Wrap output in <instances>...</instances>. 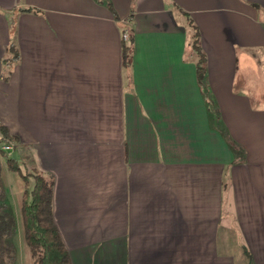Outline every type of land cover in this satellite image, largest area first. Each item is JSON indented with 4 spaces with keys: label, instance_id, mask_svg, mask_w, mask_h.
Segmentation results:
<instances>
[{
    "label": "crops",
    "instance_id": "1",
    "mask_svg": "<svg viewBox=\"0 0 264 264\" xmlns=\"http://www.w3.org/2000/svg\"><path fill=\"white\" fill-rule=\"evenodd\" d=\"M1 125L71 264H264V0H0Z\"/></svg>",
    "mask_w": 264,
    "mask_h": 264
},
{
    "label": "trees",
    "instance_id": "2",
    "mask_svg": "<svg viewBox=\"0 0 264 264\" xmlns=\"http://www.w3.org/2000/svg\"><path fill=\"white\" fill-rule=\"evenodd\" d=\"M22 10H32L23 8ZM36 11V10H34ZM189 27V48L195 61L196 76L202 82L206 70V55L201 47L200 33L196 25L187 16ZM132 37L129 33L128 42L122 41V62L126 69L130 68L133 52ZM18 52L11 41L7 47V56L3 59L5 65L17 59ZM1 140H13L5 126H0ZM3 165L17 171L30 187L26 186L21 198V219L24 242L27 245L33 264H71L69 253L65 247L59 230L53 219L52 193L53 177L38 170L29 174L22 172L17 160L0 152V264H15L16 247L11 237L16 232V220L8 210L5 202V190L2 185L1 172Z\"/></svg>",
    "mask_w": 264,
    "mask_h": 264
},
{
    "label": "rangeland",
    "instance_id": "3",
    "mask_svg": "<svg viewBox=\"0 0 264 264\" xmlns=\"http://www.w3.org/2000/svg\"><path fill=\"white\" fill-rule=\"evenodd\" d=\"M123 30H122V32H123ZM188 52H190L192 54V51L190 50V48H189ZM254 101H256V100H254ZM10 141H12V140H10ZM17 162L20 163L19 165L22 167L23 172H25L27 174H29V172H31L29 170V167H25L21 163V161L18 160ZM4 168L9 173H11L12 176H14L12 186H13V188H15L18 191L19 195L22 193V191L24 190V188L26 186L30 187L29 186V185H31L30 177L28 179V184L26 185L24 179L21 177V175L17 171H13V170L9 169L6 165L4 166ZM14 208H15V206H8V210L13 214V216L16 220V229L19 225V231H20L18 233L16 231L15 234L11 237V242L16 247V250H17L15 264H33L32 259H31L30 254H29V251H28V248H27V245L24 242V238H23V229H22V219H21L20 206H16L17 210H15Z\"/></svg>",
    "mask_w": 264,
    "mask_h": 264
},
{
    "label": "built area",
    "instance_id": "4",
    "mask_svg": "<svg viewBox=\"0 0 264 264\" xmlns=\"http://www.w3.org/2000/svg\"><path fill=\"white\" fill-rule=\"evenodd\" d=\"M122 40L128 42L129 40V31L124 28L122 32ZM0 151L4 152L7 156L11 157L13 155V144L10 140H1L0 139Z\"/></svg>",
    "mask_w": 264,
    "mask_h": 264
},
{
    "label": "water",
    "instance_id": "5",
    "mask_svg": "<svg viewBox=\"0 0 264 264\" xmlns=\"http://www.w3.org/2000/svg\"><path fill=\"white\" fill-rule=\"evenodd\" d=\"M12 157H13V158H15V155H14V153H13Z\"/></svg>",
    "mask_w": 264,
    "mask_h": 264
}]
</instances>
